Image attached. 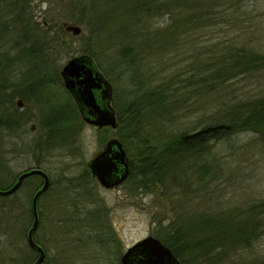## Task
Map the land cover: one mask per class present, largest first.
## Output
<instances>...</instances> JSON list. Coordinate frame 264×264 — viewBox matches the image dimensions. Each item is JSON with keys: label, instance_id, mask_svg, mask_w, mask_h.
Wrapping results in <instances>:
<instances>
[{"label": "rangeland", "instance_id": "obj_1", "mask_svg": "<svg viewBox=\"0 0 264 264\" xmlns=\"http://www.w3.org/2000/svg\"><path fill=\"white\" fill-rule=\"evenodd\" d=\"M96 1L99 4L91 16L89 11H81L83 5L90 8V0H30L34 19L43 26L53 27V32L66 43L63 48H58L54 57L60 71L71 58L83 54L86 49L98 51L103 44L114 46L120 43V46L121 43H131L126 37L121 42L118 34L131 24L126 8L128 0ZM212 2L211 20L207 26L196 28L191 25V30L184 27L183 31L180 28L179 39L171 46L144 59L142 57L143 61L138 60L129 71L126 66H117L112 72L111 84L119 103L129 94L141 96L145 101V93L149 89L155 90L158 85H164L163 89L167 87V102L176 101L168 104L161 115H156L160 109L152 108L156 111L154 120L148 121L145 129L151 137L154 134L171 138L182 131L193 132L204 125L225 123L227 117H233L237 111L243 115V106L247 108L264 98V67L219 82L210 92L199 87L198 79L207 76L208 72L206 68L199 73L198 63L199 68L207 62H215L214 67L219 61L222 64L230 49H247L264 55V0ZM77 18L80 22L76 21ZM169 23L168 15L159 17L152 20L147 30L162 31ZM64 24L80 26L81 34L75 36L66 32ZM2 26L0 23V30ZM97 26L102 27L100 32L96 30ZM129 28L132 31L133 26ZM185 30L188 31L184 34ZM2 35L7 40L13 36L11 31H3ZM108 57L105 55L101 59ZM145 71L148 86L135 87L131 82L141 84ZM188 78L197 82L187 83ZM10 91L5 94L8 96ZM71 98L60 80L47 94L29 101L22 99V108L16 106L17 98L10 104L11 111H18L16 113L25 114V117L19 125L9 124L5 122L6 117L3 118L0 189L12 185L25 169L43 168L50 176L51 188L38 202L41 217L36 240L45 248L46 264H96L93 258L103 264L109 254V262L116 263L128 247L148 236H158L161 225H167L173 216V205L179 201V195L184 194L180 187H173L168 194L160 195L158 192L137 191L132 183H126L127 180L110 189L101 187L97 181V184L87 181L88 170L92 177L89 162L112 137L120 140V134L124 132L118 128H97L79 117L81 124L77 120V125L71 126L67 140L54 141L56 144L50 149L41 151L36 148L45 131V120L57 113L69 114ZM49 102L54 104L53 111L47 106ZM2 104L4 108L6 105ZM71 113L74 115L72 110ZM32 123L36 124V131L30 133ZM129 143L130 150L134 141ZM207 163L211 166V173L207 176V195L202 196L201 202L207 204V218L215 220L207 222V236L213 232L247 234L246 238L228 244L229 249L211 264H264V134L245 130L210 142ZM39 184V177L34 175L28 177L18 192L0 195V208L3 204L0 264H32L37 257L27 247L26 229L32 222L31 201ZM191 200L196 202V197ZM227 220H230L228 224ZM107 226L113 242H108L103 232ZM86 229L98 230L100 243L95 249L99 254L92 253V241L85 233ZM222 239L221 235L217 243L213 242L219 245Z\"/></svg>", "mask_w": 264, "mask_h": 264}, {"label": "trees", "instance_id": "obj_2", "mask_svg": "<svg viewBox=\"0 0 264 264\" xmlns=\"http://www.w3.org/2000/svg\"><path fill=\"white\" fill-rule=\"evenodd\" d=\"M118 1L122 2V0ZM212 1L128 0L126 8L131 24L118 34L121 42L124 40L123 37H126L131 43H121L120 46V43L114 46L103 44L101 50L86 49L82 55H89L94 61L96 60L97 67L110 82H113L112 72L117 66H126L129 71L138 60L143 61L146 56L171 46L178 41L180 28L183 31L184 27H190L191 30V25L196 28L207 26L211 20ZM0 4L8 7L0 13V23L3 25L0 30V71H20L16 76L18 81H15L13 74H0V99L13 103L12 94L8 96L5 94L6 87H17L20 92L28 90L32 99L47 94L61 80L60 70L54 63V57L57 56L58 48L66 45L65 41L53 32V27L43 26L34 19L30 0H0ZM98 4L99 1L90 0V8L88 5H83L81 11L87 10L89 14H95ZM166 15L169 16L170 23L162 31L147 30L153 19ZM79 20L80 18H77L76 21L80 22ZM91 24L95 23L91 22ZM145 25V29L140 30ZM130 26H133L132 31ZM101 29V26L96 28L98 32ZM3 31L12 32L11 40H7L2 35ZM187 31L185 30L184 34ZM138 40L142 42L136 43ZM159 41L162 44L161 42L159 44ZM229 52L226 60L222 64L219 61L215 67L213 65L215 62L202 63L201 68L198 63L199 73L206 68L208 72L207 76L198 79L201 89L210 92L219 82L224 83L235 76L264 67V55L247 49H230ZM105 55L109 57L105 60L101 59ZM145 75L146 71L141 84L137 81L131 83L137 88L148 86ZM188 79L187 83L197 82ZM163 88L164 85H158L155 90L148 88L145 101L141 96L135 95V97L129 94L119 103L118 96L114 95L118 129L124 132L120 134V140L130 160V174L126 183H132L137 191L158 192L160 195L168 194L173 187H180L184 195H179L181 196L179 201L173 205V216L167 225L164 227L161 225L156 238L170 248L181 264H211L219 254L229 249L228 244L246 238L247 234L246 232L233 234L213 232L207 236V222L215 221L207 218V204L201 202L202 196L207 195V176L211 173V166L207 163V149L210 142L230 137L241 131L252 130L264 134V98L253 102L247 108L243 106V115L237 111L233 117L228 116L225 123L204 125L193 132L182 131L171 138L156 137L152 134V138L145 132L146 123L154 120L156 111L152 108L160 109L161 111L156 112V115H161L167 110L168 104L172 105L176 102L171 100L167 102V87ZM0 102L5 101L0 100ZM36 103L38 104V101ZM70 104L69 114L57 113L55 117L45 120L43 123L45 131L36 148L41 151L52 148L51 146L56 144L54 141H65L70 137L71 126L77 125V120L81 124L82 121L72 99ZM53 105L49 102L47 106L53 111ZM130 141H134V144H131L132 149L129 150ZM88 172L89 179H84L97 184ZM194 196L196 202L192 203L191 199ZM229 222L230 220H227L225 223ZM108 228L110 230V227ZM221 235L222 243L216 245Z\"/></svg>", "mask_w": 264, "mask_h": 264}, {"label": "water", "instance_id": "obj_3", "mask_svg": "<svg viewBox=\"0 0 264 264\" xmlns=\"http://www.w3.org/2000/svg\"><path fill=\"white\" fill-rule=\"evenodd\" d=\"M64 30L75 36L82 32L81 27L76 24H64ZM60 74L65 89L76 101L86 124L97 128L117 129L119 127L115 109L111 104L112 84L89 55L71 58L63 66ZM18 106L22 107L21 101H18ZM128 160L123 143L117 138H112L106 143L104 149L89 162L88 167L99 185L110 189L123 184L128 179L130 174ZM35 174L41 175L44 183L32 200L34 221L28 231V244L39 252V256L32 264H42L45 253L43 248L34 241L33 234L39 225L38 199L50 186L48 175L40 169H32L23 173L10 188L0 189V195L13 194L25 178ZM121 260L122 264H181L170 248L154 236H148L128 247Z\"/></svg>", "mask_w": 264, "mask_h": 264}, {"label": "flooded vegetation", "instance_id": "obj_4", "mask_svg": "<svg viewBox=\"0 0 264 264\" xmlns=\"http://www.w3.org/2000/svg\"><path fill=\"white\" fill-rule=\"evenodd\" d=\"M0 6H1V4H0ZM8 9V7H0V11H4V10H7ZM82 55V54H81ZM80 56V55H79ZM20 73V71H0V74H13V75H15V81H18L17 79H16V76H17V74H19ZM60 76H61V74H60ZM105 76V75H104ZM106 78V77H105ZM107 79V78H106ZM108 80V79H107ZM61 81H62V85H63V80H62V77H61ZM111 83V82H110ZM64 86V85H63ZM112 87H113V85H112ZM65 88V87H64ZM6 89H8L7 91H9V89H11V94H12V97H13V101H14V99H16L17 98V101H16V106L18 107V108H22L23 107V100H26V101H29L30 99H31V94H30V92L28 91V90H22L21 92H20V89L19 88H17V87H6ZM23 92V93H22ZM68 92V91H67ZM69 93V92H68ZM70 94V93H69ZM20 96H22V97H20ZM30 98H29V97ZM70 96L72 97V95L70 94ZM23 99V100H22ZM72 100H73V102H74V104H75V106H76V109H77V113H78V115H79V117L81 118V120L84 122V120H83V117H82V114H81V111H80V109H79V107H78V105H77V103H76V101L74 100V98L72 97L71 98ZM5 102V109L3 108V104H2V102H0V128H1V126L3 125V118H4V116L6 117V119H5V122H7V123H9V124H12V125H19L20 123H21V119L22 118H24L25 117V114L23 115V114H21V113H16V112H18V111H11L10 110V108L9 107H11L10 106V104L11 103H9V102H6V100L5 99H3ZM18 101H21L22 102V107H19L18 106ZM111 104H112V106H113V108L115 109V106H114V87H113V94H112V100H111ZM6 109H8V110H6ZM8 111V112H7ZM5 112V113H4ZM115 112H116V109H115ZM28 113V112H27ZM21 114V115H20ZM28 115H31V113H28ZM116 117H117V112H116ZM118 119V118H117ZM89 125V124H88ZM34 126V127H33ZM91 126H93V125H91ZM95 127V126H94ZM29 131H30V133H33V132H35L36 131V124H34V123H32L31 125H30V127H29ZM112 138H115V137H112ZM111 138V139H112ZM118 139V138H117ZM109 141V140H108ZM107 141V142H108ZM106 142V143H107ZM106 145V144H105ZM104 149V148H103ZM129 158V157H128ZM129 161L130 160H128V164H129ZM32 169H40V170H42V171H44L47 175H48V177H49V180H50V186H49V189L46 191V192H44L40 197H39V199H38V202L40 201V198L42 197V196H44L49 190H50V188H51V179H50V176H49V174L43 169V168H41V167H33V168H31V169H25V170H23L22 172H20L19 174H18V176H17V178H16V180L13 182V185L18 181V178L23 174V173H26V172H28V171H30V170H32ZM31 176H34V175H31ZM31 176H29V177H31ZM35 176H38L39 177V181H40V184H39V186L37 187V189L35 190V192H34V195H35V193L42 187V185H43V183H44V178L41 176V175H36L35 174ZM26 180H28V177L27 178H25L24 180H23V182H22V184H21V186L14 192V193H16V192H18L22 187H23V185L25 184V182H26ZM13 193V194H14ZM34 195H33V197H34ZM32 200H33V198H32ZM37 211H38V217H39V225H40V209H39V206H38V203H37ZM2 213H3V204H2V206H1V208H0V251H2V244H3V235H2V229H3V218H2ZM30 216H31V219H32V222H31V225L30 226H28V228L26 229V239H27V247L28 248H30L34 253H36L37 254V257L39 256V252L37 251V250H34L33 248H31L30 246H29V244H28V231H29V229L31 228V226H32V224H33V221H34V214H33V209H32V201H31V209H30ZM95 220V219H94ZM39 225H38V229H39ZM109 226H107V230H103V232H105V234H106V238L108 239V242H113V239H111V235H110V230H109V228H108ZM38 229L35 231V233L33 234V239H34V241L41 247V248H43V250H44V253H45V259H44V261L42 262V264H46V251H45V248H44V246H43V244H41V242H39L38 240H36V232L38 231ZM85 231V230H84ZM88 236H90V238H91V241H92V253H98L99 254V250L97 249H95V248H97L98 246H99V243H100V240H99V237H98V235H97V233H98V230H94V231H88V229H86V232H85ZM127 250V249H126ZM126 252V251H125ZM124 252V253H125ZM124 253H122L121 255H119L120 257L118 258V262H116V263H114V262H112V263H110L109 262V260L111 259L110 258V255L111 254H109L108 256V258H106V259H108V260H106L105 259V261H104V263L103 264H122V256L124 255ZM120 254V253H119ZM37 257H36V259H37ZM35 259V260H36ZM94 259V261H96V264H99L100 262H99V260H98V258L96 259V258H93ZM35 260H33V262L35 261ZM117 261V260H116ZM32 262V263H33ZM92 263H93V261H92Z\"/></svg>", "mask_w": 264, "mask_h": 264}]
</instances>
